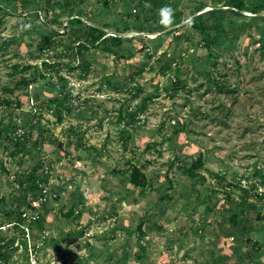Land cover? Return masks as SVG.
<instances>
[{
	"label": "rangeland",
	"instance_id": "374dc122",
	"mask_svg": "<svg viewBox=\"0 0 264 264\" xmlns=\"http://www.w3.org/2000/svg\"><path fill=\"white\" fill-rule=\"evenodd\" d=\"M174 1L0 0V264L264 261V0Z\"/></svg>",
	"mask_w": 264,
	"mask_h": 264
},
{
	"label": "trees",
	"instance_id": "16d2710c",
	"mask_svg": "<svg viewBox=\"0 0 264 264\" xmlns=\"http://www.w3.org/2000/svg\"><path fill=\"white\" fill-rule=\"evenodd\" d=\"M180 1L181 0L174 1L173 3H169V5H171V7H173L174 9H176V7H178V5L181 4ZM243 2H244L243 0H229L226 3V5L231 6V7L227 8L228 11H230V12L233 13V12H235V9L236 8L240 10L241 5L244 4ZM57 3H59V2H57ZM253 3H255V2H253ZM192 5H193V2L188 7H190ZM57 8H58V4H55V5L52 6L51 9L55 10ZM224 9H226V8H222V7L221 8H214L212 11L218 17H222L223 16V13H224ZM205 12L208 13V10L204 11L203 13H205ZM151 13H153V12H151ZM192 18L194 19V21H192L190 23H194V26H196L197 28H200L201 30H204L207 33L206 34L207 35L206 37H209L210 32L208 31V28L204 24H201V23L197 22L198 21L196 19L197 16H193ZM74 21H80V20L79 19H74ZM190 23L188 22V24H190ZM88 26L91 29V31L88 34L90 36L86 38L87 41H88V39H90L92 37L93 38L94 37L97 38V36L102 35V34H105V32L100 27H98V26H95V25H92V24L91 25H88ZM213 27L215 28L217 26H213ZM165 34L166 33L159 34V37H161V36H163ZM254 35H257V34H255V33L254 34H251V36H254ZM110 36L112 38H114V39L120 40V38L117 37L116 35H110ZM87 41L84 40L80 45L83 46V47H85ZM209 41L211 42L212 40H208V42ZM20 139H22V138H20ZM29 141H30L29 138H27V142H29ZM197 165H201V160L200 159L198 160V162L194 166H197ZM38 183L37 182H33L30 185H28L27 187H25V189L22 190V201H21L22 203H19V204L17 203L18 206L14 208V210L17 211V217L15 219H13V220L10 221V222H14L15 228L17 230H19L20 223L22 222L21 212H22V209L24 208L23 207V204L24 205L31 204V200L34 197L36 198L39 195V191H41V188L38 186L39 185ZM27 193L28 194H32V196H29ZM27 195H28V197H27ZM20 198H21V196H20ZM20 198H19V201H20ZM27 198H29V199H27ZM232 220L235 221V215L234 214L232 216ZM139 229H141V225L138 227V230ZM247 241L248 242H251L252 241L253 244H255L258 247L261 246L264 243L263 241H260L259 239L255 238V236H252V237L249 236L247 238ZM0 243H1V245H0V261H1V260H4L5 255H6L5 254V251L3 249H4L5 243H7V242H4V243L3 242H0ZM234 264H264V261H262V262L261 261H257L253 257H251L250 255L246 256V258L244 256H242V255L241 256L238 255L237 260L234 262Z\"/></svg>",
	"mask_w": 264,
	"mask_h": 264
},
{
	"label": "built area",
	"instance_id": "2783aa9c",
	"mask_svg": "<svg viewBox=\"0 0 264 264\" xmlns=\"http://www.w3.org/2000/svg\"><path fill=\"white\" fill-rule=\"evenodd\" d=\"M25 132V129L22 125L17 124L12 130H8V135L14 138H23V134ZM40 200L42 199V196H37L35 199L33 198L31 201V204L37 205L35 200ZM34 213H28L26 210L21 212V218L22 222L20 223V228L23 229V234H24V240L27 241L29 240V233L31 229V224L30 222L35 219L38 216V213L35 209H33ZM27 237V238H26ZM31 244V243H30ZM29 249V246L27 247ZM34 249H36L35 245L33 246ZM32 256L30 257V263L31 264H41L39 261L38 256L36 255L35 252H32Z\"/></svg>",
	"mask_w": 264,
	"mask_h": 264
},
{
	"label": "clouds",
	"instance_id": "9594fccd",
	"mask_svg": "<svg viewBox=\"0 0 264 264\" xmlns=\"http://www.w3.org/2000/svg\"><path fill=\"white\" fill-rule=\"evenodd\" d=\"M162 11H163V14L165 15V17H168L170 15V13H171V10L168 9V8H165Z\"/></svg>",
	"mask_w": 264,
	"mask_h": 264
}]
</instances>
